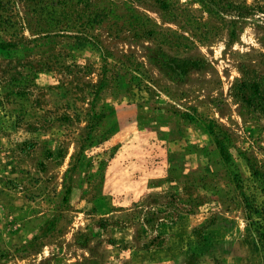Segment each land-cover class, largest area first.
<instances>
[{
    "label": "rangeland",
    "instance_id": "374dc122",
    "mask_svg": "<svg viewBox=\"0 0 264 264\" xmlns=\"http://www.w3.org/2000/svg\"><path fill=\"white\" fill-rule=\"evenodd\" d=\"M264 0H0V264H263Z\"/></svg>",
    "mask_w": 264,
    "mask_h": 264
},
{
    "label": "trees",
    "instance_id": "16d2710c",
    "mask_svg": "<svg viewBox=\"0 0 264 264\" xmlns=\"http://www.w3.org/2000/svg\"><path fill=\"white\" fill-rule=\"evenodd\" d=\"M257 235H258V238H259L260 241L264 240V233H258ZM263 245H264V243H263ZM262 250H264V249H262Z\"/></svg>",
    "mask_w": 264,
    "mask_h": 264
}]
</instances>
